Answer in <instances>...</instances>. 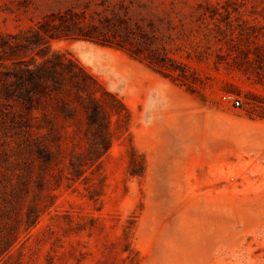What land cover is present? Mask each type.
Masks as SVG:
<instances>
[{
	"label": "rangeland",
	"instance_id": "rangeland-1",
	"mask_svg": "<svg viewBox=\"0 0 264 264\" xmlns=\"http://www.w3.org/2000/svg\"><path fill=\"white\" fill-rule=\"evenodd\" d=\"M0 264H264V0H0Z\"/></svg>",
	"mask_w": 264,
	"mask_h": 264
},
{
	"label": "built area",
	"instance_id": "built-area-1",
	"mask_svg": "<svg viewBox=\"0 0 264 264\" xmlns=\"http://www.w3.org/2000/svg\"><path fill=\"white\" fill-rule=\"evenodd\" d=\"M236 104H240L239 101H237Z\"/></svg>",
	"mask_w": 264,
	"mask_h": 264
}]
</instances>
